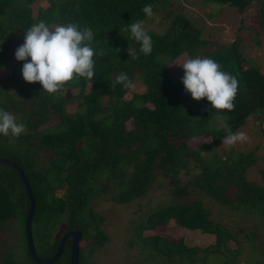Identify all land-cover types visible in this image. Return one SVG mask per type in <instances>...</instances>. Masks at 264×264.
Segmentation results:
<instances>
[{
	"label": "trees",
	"instance_id": "1",
	"mask_svg": "<svg viewBox=\"0 0 264 264\" xmlns=\"http://www.w3.org/2000/svg\"><path fill=\"white\" fill-rule=\"evenodd\" d=\"M41 1L32 13L33 4ZM158 1L0 0V70L7 65L11 46L24 40V32L41 21L50 26L77 23L81 28L88 27L94 33L92 47L105 52L103 57H94L92 80L69 82L68 91L74 93L70 96L48 95L39 83H26L22 77L24 62H16L11 76L3 79L6 84L0 86V109L14 114L28 129L14 144L0 135V158L18 163L31 187L36 205L31 230L40 259L54 255L62 234L78 231V264H83L85 256L88 259L107 240L99 229L100 218L89 206L91 200L105 196L118 205L130 204L142 198L159 177L168 181L171 198L186 196L187 185H180L178 174L192 161L197 163V173L189 187L220 206L264 224V170L259 173L260 185L246 179V171L256 162L253 151L230 149L225 158L214 155L227 128L234 132L250 116L258 123L264 142V74L257 66L240 61L234 43L203 52L205 58L217 61L239 82L234 111L223 110L224 124L219 129L208 128L215 110L210 109L206 98L194 101L186 93L182 78L172 80L169 64L161 59L172 64L183 54L188 58L198 56L196 52L207 45L199 29L189 18L167 13L170 24L166 29L146 31L153 47L151 54L145 55L127 27L137 21L145 23L149 16L143 13V7L150 4L154 12ZM198 1L242 13L253 0ZM260 4L259 13L264 18V0ZM120 73H126L132 81L137 78L144 91L124 101L127 89L113 86ZM104 97L107 106L102 103ZM67 106L73 113L66 111ZM190 109L195 110L196 120L189 115ZM52 116L57 117L54 125L45 127ZM206 137L209 144L201 141ZM42 152L47 160L39 167ZM29 210L18 173L0 164V227L17 220L25 223ZM169 222L209 234L213 244L201 249L186 246L181 238L171 242L155 233L142 236ZM134 233L148 251L147 261L157 259L153 264H238L244 250L250 254L257 251L253 244L246 248L234 233L213 224L199 200L149 211ZM69 244L67 239L62 255L52 264H69ZM25 251L34 264L26 244ZM7 252L0 255V264H26L16 251ZM259 255H250L245 263L264 264Z\"/></svg>",
	"mask_w": 264,
	"mask_h": 264
},
{
	"label": "rangeland",
	"instance_id": "2",
	"mask_svg": "<svg viewBox=\"0 0 264 264\" xmlns=\"http://www.w3.org/2000/svg\"><path fill=\"white\" fill-rule=\"evenodd\" d=\"M261 0H253L242 13H238L232 8L225 5L202 4L198 0H159L157 2V9L153 12L151 17L142 23L145 31H152L159 33L163 28H167L170 24V19L166 17L167 13L181 14L189 18L194 26L200 31V37L207 41L204 49L197 51L198 56L205 58L203 52L212 51L218 46H228L231 43L235 44L239 52L240 61H246L249 65L257 66L260 72L264 74V18L260 15ZM41 2H36L31 7L32 13L35 14L36 9ZM24 40L15 43L7 51L8 62L5 68L0 70V86L6 83L3 79L9 78L11 72L14 70V64L18 62L15 59L16 49L23 44ZM195 58V57H192ZM162 61L169 64V74L177 82L183 77V68L174 64L182 63L188 59L185 54L175 59L172 64L162 57ZM135 85L133 89H127L123 100L127 101L135 94H140L144 91V87L137 78L132 81ZM15 89V84H13ZM72 92H65L63 95H73ZM103 105L107 106V99H102ZM67 112H72V107H66ZM73 113V112H72ZM191 118L198 117L194 109L189 110ZM226 116L223 115V120H217L216 117L210 119V127L212 130L219 129L226 121ZM57 117L52 116L49 122L45 125H54ZM243 131L246 133L247 139L243 143H237L232 147L223 146V141L214 150V155L225 158L227 152L231 149L234 151L249 152L253 151L256 156V162L246 171V179L260 185L262 180L260 178V171L264 170V142H262L259 133L258 123L254 116L245 119L243 124L239 126L234 132ZM198 140H193L196 143ZM205 144H209V137L204 138ZM256 148V149H255ZM212 151V149H210ZM203 155L207 156L208 153ZM47 154L40 153L39 167L46 164ZM197 163L192 161L188 163L186 170L180 171L178 174V181L181 186L187 185V195L176 199L171 198L169 194L168 181L164 178H157L152 184L147 193L140 199L131 201L127 205H118L111 202L109 197H96L90 201V208L92 212L97 214L100 218L99 229L107 237V240L99 247L94 249V252L85 256L83 264H153L147 261V249L137 241L134 233L135 226L143 221L147 213L153 209L167 207L180 202L199 200L207 209L208 218L210 221L222 229L231 231L240 240V244L248 248L250 244L256 246V252L249 253L244 250L238 256L240 261L238 264H246L247 257L259 255L260 260H264V224L259 223L256 218L241 214L239 212L230 210L225 206H220L210 198H207L195 189L188 186L189 181L197 173ZM157 183H161L158 186ZM153 233L162 236L171 242H177L182 239L186 246H198L203 249L207 245L213 244V237L209 234H201L198 231H188L176 227L169 222L165 226L156 227L154 231L143 232L142 236H151ZM251 234L253 236H251ZM251 236V237H250ZM251 239V240H250ZM24 241V223L17 220L15 222H7L0 227V255L7 254V250L16 251L18 257L26 264H31L28 260L27 252L25 251ZM81 248V244L79 245ZM229 247L234 248L230 243ZM92 248V247H91ZM82 250V249H80ZM88 251V250H87ZM80 254H83V250ZM157 264V263H155ZM211 264H215L211 262Z\"/></svg>",
	"mask_w": 264,
	"mask_h": 264
},
{
	"label": "clouds",
	"instance_id": "3",
	"mask_svg": "<svg viewBox=\"0 0 264 264\" xmlns=\"http://www.w3.org/2000/svg\"><path fill=\"white\" fill-rule=\"evenodd\" d=\"M142 11L146 16L153 15L150 4L145 5ZM127 27L132 39L141 45L140 51L150 55L153 41L144 30L142 22L137 21ZM93 40V31L88 27L81 28L77 23L50 26L41 21L33 24L24 32V42L15 51V59L24 62L23 80L29 84L39 83L42 92L48 95L67 92L69 82L82 78L92 80L95 75L94 57L105 55L103 50L97 52L92 47ZM174 65L183 68L181 82L186 93L197 102L206 98L210 109L215 110L217 120H223V110L234 111L239 82L235 76L222 70L221 64L211 58L196 56ZM117 84L125 89L135 87L126 73L116 76L113 86ZM27 132L25 123L17 122L14 114L0 109V135L9 137V143L14 144ZM246 139L245 132H233L228 127L223 146L232 147Z\"/></svg>",
	"mask_w": 264,
	"mask_h": 264
},
{
	"label": "water",
	"instance_id": "4",
	"mask_svg": "<svg viewBox=\"0 0 264 264\" xmlns=\"http://www.w3.org/2000/svg\"><path fill=\"white\" fill-rule=\"evenodd\" d=\"M0 164L9 166L13 168L19 175L21 181L23 182V185L26 190L27 197L29 199V205L30 210L28 211L27 217L25 219L24 223V231H25V239H26V246L27 251L30 254V259L34 264H52L54 263L59 256L63 253V247L67 239L70 240L69 244V251H70V257H69V264H78V257H79V251H78V244L81 239V234L78 231H68L61 235L56 249L53 256L47 258V259H40L37 255V252H35L34 243H33V237H32V220L34 216V212L36 211V205H35V199L31 190V187L26 179L25 173L21 169V167L16 163L15 161L6 159V158H0Z\"/></svg>",
	"mask_w": 264,
	"mask_h": 264
}]
</instances>
